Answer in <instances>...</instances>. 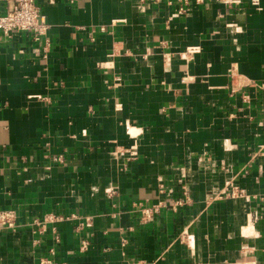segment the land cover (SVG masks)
Wrapping results in <instances>:
<instances>
[{"label": "crops", "instance_id": "0c3cea01", "mask_svg": "<svg viewBox=\"0 0 264 264\" xmlns=\"http://www.w3.org/2000/svg\"><path fill=\"white\" fill-rule=\"evenodd\" d=\"M259 1L37 0L46 35L0 32V264H264Z\"/></svg>", "mask_w": 264, "mask_h": 264}, {"label": "built area", "instance_id": "2783aa9c", "mask_svg": "<svg viewBox=\"0 0 264 264\" xmlns=\"http://www.w3.org/2000/svg\"><path fill=\"white\" fill-rule=\"evenodd\" d=\"M48 5H52L56 2V0H41ZM188 0H184L186 3ZM252 4L255 7H259L260 1L259 0H251ZM0 7L6 9L4 14L0 13V32H3L5 35H10L15 31H22V32H32L35 33L37 37L46 35L50 29L48 26L45 16L43 15L41 8L37 5V0H0ZM185 9H181L179 11L180 14H184ZM103 32L106 29H102ZM189 54L198 53V48H190L188 49ZM231 77L234 79L235 86L233 89L236 90L238 88H242L245 84L247 85V80L243 77H240L236 73H232ZM196 80L185 76L182 80L183 85H191L195 84ZM233 189L230 190V194L232 196H236L239 194L237 187H232ZM114 191H111L113 195ZM182 202H176V206L181 205ZM159 206L149 208H143L141 210V221L144 224L152 223L155 219L156 215L158 214ZM16 220V215L11 210H4L0 212V231L5 228H12L14 226ZM50 221L54 220V218H50ZM86 227H92V220L87 219ZM182 236L184 239L189 240L190 238L186 237V233H183ZM87 243H83V249L87 248ZM41 264H51L48 260H42Z\"/></svg>", "mask_w": 264, "mask_h": 264}]
</instances>
